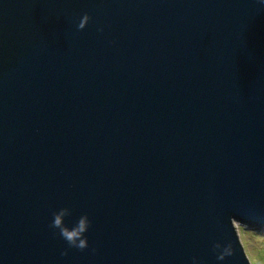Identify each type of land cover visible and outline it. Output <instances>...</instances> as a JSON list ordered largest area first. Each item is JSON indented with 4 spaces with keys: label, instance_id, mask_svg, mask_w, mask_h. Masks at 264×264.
Here are the masks:
<instances>
[{
    "label": "water",
    "instance_id": "1",
    "mask_svg": "<svg viewBox=\"0 0 264 264\" xmlns=\"http://www.w3.org/2000/svg\"><path fill=\"white\" fill-rule=\"evenodd\" d=\"M236 225L264 233V0H0V264H250Z\"/></svg>",
    "mask_w": 264,
    "mask_h": 264
},
{
    "label": "rangeland",
    "instance_id": "2",
    "mask_svg": "<svg viewBox=\"0 0 264 264\" xmlns=\"http://www.w3.org/2000/svg\"><path fill=\"white\" fill-rule=\"evenodd\" d=\"M236 233L250 264H264V233L236 225Z\"/></svg>",
    "mask_w": 264,
    "mask_h": 264
},
{
    "label": "clouds",
    "instance_id": "3",
    "mask_svg": "<svg viewBox=\"0 0 264 264\" xmlns=\"http://www.w3.org/2000/svg\"><path fill=\"white\" fill-rule=\"evenodd\" d=\"M88 20H89V16L87 14H84L81 17L79 24L77 25L78 29H81V30L84 29L85 26H86V24H87V22H88ZM87 221H88V219H87ZM88 224H89V221L87 223V227H88ZM87 227L84 230H82L81 235H80L79 238L74 239V240H66L69 243V245L74 246V247H77L79 249L86 248L88 242H87L86 237H84L83 234L86 232Z\"/></svg>",
    "mask_w": 264,
    "mask_h": 264
}]
</instances>
